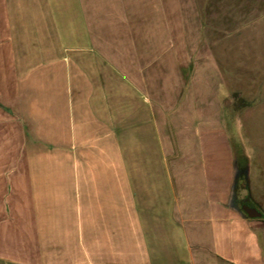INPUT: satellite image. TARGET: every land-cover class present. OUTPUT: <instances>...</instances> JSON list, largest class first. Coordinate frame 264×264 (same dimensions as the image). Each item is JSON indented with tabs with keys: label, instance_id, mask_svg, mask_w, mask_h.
I'll return each instance as SVG.
<instances>
[{
	"label": "crops",
	"instance_id": "0c3cea01",
	"mask_svg": "<svg viewBox=\"0 0 264 264\" xmlns=\"http://www.w3.org/2000/svg\"><path fill=\"white\" fill-rule=\"evenodd\" d=\"M261 70L264 0H0V264H264L222 97Z\"/></svg>",
	"mask_w": 264,
	"mask_h": 264
},
{
	"label": "rangeland",
	"instance_id": "374dc122",
	"mask_svg": "<svg viewBox=\"0 0 264 264\" xmlns=\"http://www.w3.org/2000/svg\"><path fill=\"white\" fill-rule=\"evenodd\" d=\"M243 71L246 72L245 69ZM263 71L261 70V76H263ZM243 76L245 77V74ZM240 86L245 90H235L234 86V88L229 87L228 91L227 89L222 90V97L225 104L224 127L231 145L237 172L241 176L235 185L231 205L243 210L239 205V197L245 201L246 206L258 207L250 195H247L248 192L242 191L241 185L248 183V174L253 168L256 173L264 172V166L258 168L256 163L253 166V161L261 160L264 162V154L259 155L256 148V144L264 147V99L261 98V93L256 94L251 90V84ZM263 86L264 84L260 85V87ZM242 109H244V113L240 115ZM23 160L21 158L20 170H25L26 164L23 163ZM258 209L263 213L260 207Z\"/></svg>",
	"mask_w": 264,
	"mask_h": 264
},
{
	"label": "water",
	"instance_id": "95a60500",
	"mask_svg": "<svg viewBox=\"0 0 264 264\" xmlns=\"http://www.w3.org/2000/svg\"><path fill=\"white\" fill-rule=\"evenodd\" d=\"M243 212L250 218L256 219L261 218L262 214L255 208H251L250 206H243Z\"/></svg>",
	"mask_w": 264,
	"mask_h": 264
},
{
	"label": "trees",
	"instance_id": "16d2710c",
	"mask_svg": "<svg viewBox=\"0 0 264 264\" xmlns=\"http://www.w3.org/2000/svg\"><path fill=\"white\" fill-rule=\"evenodd\" d=\"M241 176L239 175V173L237 172V174H236V178H235V185H236V183L239 181V178H240ZM246 185H247V183H245ZM245 215V214H244Z\"/></svg>",
	"mask_w": 264,
	"mask_h": 264
},
{
	"label": "flooded vegetation",
	"instance_id": "af4514ba",
	"mask_svg": "<svg viewBox=\"0 0 264 264\" xmlns=\"http://www.w3.org/2000/svg\"><path fill=\"white\" fill-rule=\"evenodd\" d=\"M244 206H246V204H244Z\"/></svg>",
	"mask_w": 264,
	"mask_h": 264
}]
</instances>
